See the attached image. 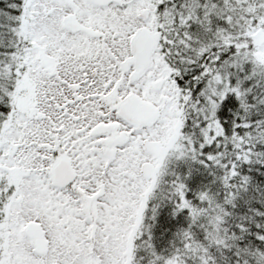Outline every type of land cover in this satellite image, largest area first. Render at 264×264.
Returning <instances> with one entry per match:
<instances>
[{
    "label": "snow or ice",
    "instance_id": "6c2138e0",
    "mask_svg": "<svg viewBox=\"0 0 264 264\" xmlns=\"http://www.w3.org/2000/svg\"><path fill=\"white\" fill-rule=\"evenodd\" d=\"M0 264H264V0H0Z\"/></svg>",
    "mask_w": 264,
    "mask_h": 264
}]
</instances>
